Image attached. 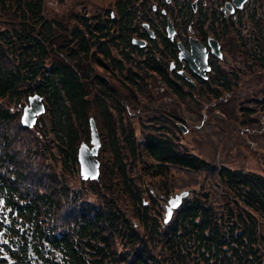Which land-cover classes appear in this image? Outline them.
I'll use <instances>...</instances> for the list:
<instances>
[{
	"label": "trees",
	"instance_id": "1",
	"mask_svg": "<svg viewBox=\"0 0 264 264\" xmlns=\"http://www.w3.org/2000/svg\"><path fill=\"white\" fill-rule=\"evenodd\" d=\"M150 1L113 0L93 13L49 17L43 0H0V264H264V172L221 164L218 200L200 189L168 223L164 207L131 174L138 159L152 181L166 178L173 165H210L168 125L152 126L140 142L122 115L114 118V109L124 111L126 99L135 98L133 89L146 85L142 66L181 92L155 52L133 55L144 53L131 39L148 16L139 9ZM96 67L132 93L121 97ZM118 71L126 72L123 79ZM34 93L43 96L49 125L43 114L31 127L22 123ZM95 106L108 159L99 177L83 180L78 190L71 163L90 138Z\"/></svg>",
	"mask_w": 264,
	"mask_h": 264
},
{
	"label": "rangeland",
	"instance_id": "2",
	"mask_svg": "<svg viewBox=\"0 0 264 264\" xmlns=\"http://www.w3.org/2000/svg\"><path fill=\"white\" fill-rule=\"evenodd\" d=\"M43 1L44 12L49 17H66L73 9L93 13L113 2V0ZM152 15L155 17L153 13ZM156 19L158 20V17L154 20ZM263 32L264 0H247L236 24L231 29L232 44L224 43L222 59L217 62L222 69L221 78L225 82L223 85L214 84L215 76L212 72L209 81L212 88L196 81L195 84L192 83L193 86L181 85L184 92L180 95L174 92L158 73L142 66L139 68V73L144 77L146 85L140 90L133 89L135 98L133 101L126 99L124 111L113 110L115 120H120L122 115L124 121L133 126L140 142L152 126L160 127V123H163L174 131L184 147L210 162L208 167L197 170L173 165L172 171L166 178L156 177L152 181L143 173V164L141 159H138V171L134 169L131 174L136 175L135 179L139 185L144 189L148 188L164 209L168 198L182 190H188L189 195H192L200 189H208L211 198L218 200L224 188L223 182L218 178L221 164L264 172V104L262 103L264 65L261 63L264 62ZM136 55L140 57V54ZM96 70L110 78L121 97H128L132 93V89L124 87L123 80H115L112 74L104 72L102 68L96 67ZM124 73L118 71L115 75L123 79ZM228 84L231 85L230 88ZM189 87H192V90ZM111 107L116 106L113 104ZM95 113L101 139L97 154L101 168L102 162L108 159V152L102 146L100 127L102 121L97 106ZM43 115L48 124L47 112ZM54 135V132H51L49 137ZM84 140L90 141L87 137ZM71 170L73 187L80 190L85 184L82 181L87 179L82 178L80 174L79 161L75 164L71 163ZM165 182L168 183L167 187L163 186ZM146 194L147 190H144V195ZM118 198L124 200V204L127 203L124 195L118 194ZM125 207L127 208L126 204ZM27 251L29 257L36 258L31 246Z\"/></svg>",
	"mask_w": 264,
	"mask_h": 264
},
{
	"label": "flooded vegetation",
	"instance_id": "3",
	"mask_svg": "<svg viewBox=\"0 0 264 264\" xmlns=\"http://www.w3.org/2000/svg\"><path fill=\"white\" fill-rule=\"evenodd\" d=\"M154 1L148 2L150 4L148 6L142 4L139 9L140 12L147 11L148 16L140 19L136 26L138 28L132 35V45L144 49V53L137 57L144 59L152 54L151 52H155L162 62H167L170 77L181 92L171 88L180 95L184 92L181 85L193 86L196 81L212 88L209 83L212 72L215 76L214 84L221 85L222 69L217 62L222 59L224 43L232 44L231 29L242 13L244 4L238 6L233 0H156L158 3ZM228 3H231L232 7ZM149 6L152 9L148 8V10ZM152 13L158 17V20H154ZM162 20L166 21L164 26ZM169 22L172 23V36L168 31ZM163 37L172 42L170 46L164 43ZM213 44H216L217 51L213 50ZM156 45L158 48L155 47ZM257 46L256 43L255 47ZM194 47L201 54L197 55L196 50H193ZM137 53L139 54L135 51L133 55ZM191 53L193 55L189 59ZM202 54L205 55L203 63L200 60Z\"/></svg>",
	"mask_w": 264,
	"mask_h": 264
},
{
	"label": "water",
	"instance_id": "4",
	"mask_svg": "<svg viewBox=\"0 0 264 264\" xmlns=\"http://www.w3.org/2000/svg\"><path fill=\"white\" fill-rule=\"evenodd\" d=\"M245 0H233V2L241 6ZM230 7L231 3H228ZM168 31L169 35L172 36L173 34V28L172 23L169 22L168 25ZM143 44V42H142ZM193 50H196L195 47ZM213 50L217 51L216 44H213ZM201 54L197 52V55ZM193 53L189 56V59L192 58ZM205 59V55L202 54L200 57L201 62L203 63ZM46 105L43 101V97L40 93H34L29 96V102L24 105L23 112L21 115V120L24 125L26 126H33L37 120V116L40 113H43L45 111ZM89 125H90V143L86 141H82L80 143V146L78 148V161L80 164V174L82 178H97L100 173V161L97 158V153L99 146L101 144L100 137H99V131L98 127L96 125L95 118L93 116H90L89 119ZM190 194V191L188 190H182L178 193H175L174 195H171L168 198V202L165 203V212H164V220L165 222H168L172 215L174 210L180 206V204L183 201V198L188 196Z\"/></svg>",
	"mask_w": 264,
	"mask_h": 264
}]
</instances>
